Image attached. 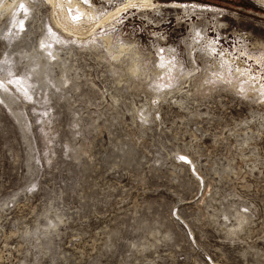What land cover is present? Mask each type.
<instances>
[{
	"label": "rangeland",
	"instance_id": "374dc122",
	"mask_svg": "<svg viewBox=\"0 0 264 264\" xmlns=\"http://www.w3.org/2000/svg\"><path fill=\"white\" fill-rule=\"evenodd\" d=\"M130 1L0 0V264H264V0Z\"/></svg>",
	"mask_w": 264,
	"mask_h": 264
},
{
	"label": "bare ground",
	"instance_id": "6f19581e",
	"mask_svg": "<svg viewBox=\"0 0 264 264\" xmlns=\"http://www.w3.org/2000/svg\"><path fill=\"white\" fill-rule=\"evenodd\" d=\"M128 5H131V6H134V5H138L139 7H152V3H151V1L150 0H132V1H130V3H128L126 6H128ZM125 5L123 6V7H121V8H119L118 10H122V9H124L125 7H126ZM80 9L81 8H76L75 9V12H78V11H80ZM118 11H116V12H112V13H110V14H108V15H106V16H104L101 20H100V22L99 23H103V22H105L106 20H108V19H110L114 14H116ZM84 20H85V18H83V17H78L77 18V20L76 21H80V22H78L77 23V25L80 23V24H83V26H79V28L81 29V30H88V29H90L91 27H93V24L91 23V24H86V25H84ZM93 22V21H92ZM79 24V25H80ZM100 25V24H99ZM69 28L70 29H75V27L74 26H71V24L69 25ZM86 30V31H87ZM237 59V58H236ZM236 68H237V66H236ZM248 77H247V80H248V78H249V75H247ZM255 89H257L256 88V86H255Z\"/></svg>",
	"mask_w": 264,
	"mask_h": 264
},
{
	"label": "snow or ice",
	"instance_id": "6c2138e0",
	"mask_svg": "<svg viewBox=\"0 0 264 264\" xmlns=\"http://www.w3.org/2000/svg\"><path fill=\"white\" fill-rule=\"evenodd\" d=\"M181 159H183V157H181Z\"/></svg>",
	"mask_w": 264,
	"mask_h": 264
}]
</instances>
